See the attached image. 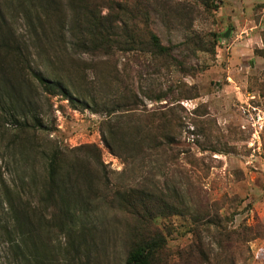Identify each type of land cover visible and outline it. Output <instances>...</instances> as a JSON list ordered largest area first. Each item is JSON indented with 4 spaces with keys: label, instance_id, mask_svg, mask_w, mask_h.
I'll list each match as a JSON object with an SVG mask.
<instances>
[{
    "label": "rangeland",
    "instance_id": "374dc122",
    "mask_svg": "<svg viewBox=\"0 0 264 264\" xmlns=\"http://www.w3.org/2000/svg\"><path fill=\"white\" fill-rule=\"evenodd\" d=\"M122 1L129 5L136 2ZM171 1L186 5L181 23L166 25L151 12L147 24L162 45L172 49L184 69L164 59L150 62L141 53H116L108 60L99 54L85 55L76 51L75 41L66 33L64 42L55 45L62 56L56 70L72 90L89 102L95 100L99 111L81 106L74 109L63 96L37 89L34 106L43 127L35 133L36 138L30 136L29 140L34 139L32 148L26 134V148L16 150L8 149L14 140L9 132L13 125H3L0 179L22 184L26 198L37 202L46 176L43 152L57 147L75 158L86 157L95 148L103 164L99 172L91 168L95 177L92 184L99 195L111 197L116 189L129 187L146 189L151 183L158 184L164 193L168 194L165 188L170 192L176 188L180 193L186 204L184 215L154 222L166 250L172 253L169 264H264V0H217L220 7L213 12L204 11L194 0ZM60 4L69 25L71 8L76 5L69 0H60ZM100 11L105 15L106 9L101 7ZM15 26L24 32L20 19ZM188 30L205 41L217 36L214 52L179 48ZM63 43L76 49L68 47L66 52ZM35 61L46 74V60ZM124 87L129 88L128 98L136 100L142 125L155 128L153 133L160 142L165 136L174 140V151L156 153L152 171L144 165L145 152L134 156L133 165L127 166L109 153L102 141L105 99ZM174 156L176 165H169ZM114 207L90 218L95 224L93 236L87 238L79 250L80 259L73 264H84L85 254L95 264H123V232L130 217ZM197 212L208 214L201 220L198 235L192 219ZM48 238L52 246L64 243L62 234L55 230ZM197 246L195 253L192 247ZM188 250L191 255L186 261L178 260L177 255ZM56 259L61 264L59 255Z\"/></svg>",
    "mask_w": 264,
    "mask_h": 264
},
{
    "label": "trees",
    "instance_id": "16d2710c",
    "mask_svg": "<svg viewBox=\"0 0 264 264\" xmlns=\"http://www.w3.org/2000/svg\"><path fill=\"white\" fill-rule=\"evenodd\" d=\"M194 1L206 12L220 7L217 0ZM69 2L76 7L71 8V21L66 25L60 0H0V132L5 131L3 125L6 123L13 125L9 132L14 140L8 149H25L26 134L27 145L32 148L34 139L29 140L30 136L36 138L35 133L43 127L34 106L37 89L44 88L50 95L63 96L74 109L81 106L95 113L99 111L95 100L89 102L72 90L68 82L65 83L64 75L56 70L62 56L55 45L61 40L64 42L66 33L77 48L63 43L66 52L69 47L85 55H103L105 60L116 53H141L147 55L150 62L164 59L174 62L180 70L184 69L172 49L162 45L147 20L153 12L166 25L173 21L181 23L187 13L185 4L171 0H136L133 5L122 0ZM101 7L106 9L103 16ZM17 19L24 24V32L17 30ZM212 37V41H205L189 31L179 48L187 46L214 52L217 36ZM69 55L72 63V55ZM36 59L46 60V74L37 67ZM115 72L119 77L118 70ZM128 89H119L111 98L105 99L101 138L109 153L127 166L133 165L134 156L145 152L144 165H149L152 171L151 165L157 161L156 153L163 151L164 154L168 149L174 151L171 147L174 140L165 136L160 142L153 133L155 128L142 125L136 100L128 98ZM43 155L46 176L37 202L26 198L22 184L0 179V264H57L56 255L61 257V264L78 262L79 250L94 233L91 230L95 224H91L90 218L92 220L102 214L104 208L107 211L114 206V211L130 217V224L123 232L126 250L123 264H169L172 253L166 250V242L154 222L158 218L184 215L186 204L176 188L171 192L165 188L167 194L158 184L151 183L146 189L129 187L116 189L111 197L99 195L92 184L95 177L91 170L94 167L95 173L99 172V167L103 168L98 149L92 148L86 157L69 158L57 147ZM176 158L174 156L169 165L171 162L176 165ZM207 217L208 214L201 212L192 216L196 235L202 226L201 220ZM106 220L105 217V226ZM209 223L212 224V220ZM53 230L64 237V243L59 246H52L48 238ZM192 249L196 253L199 247ZM190 252L177 255L178 260L185 262ZM90 257L85 254L84 264H95Z\"/></svg>",
    "mask_w": 264,
    "mask_h": 264
}]
</instances>
